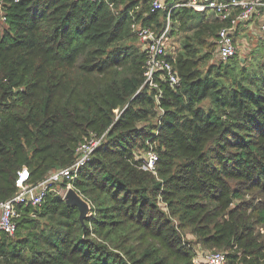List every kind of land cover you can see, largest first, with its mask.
I'll return each instance as SVG.
<instances>
[{"label":"trees","instance_id":"trees-1","mask_svg":"<svg viewBox=\"0 0 264 264\" xmlns=\"http://www.w3.org/2000/svg\"><path fill=\"white\" fill-rule=\"evenodd\" d=\"M3 1L0 201L103 137L73 182L88 214L54 191L18 206L0 264H194L187 230L227 264H264V62L218 59L227 22L173 9L179 83L155 88L132 28L163 29L152 0Z\"/></svg>","mask_w":264,"mask_h":264},{"label":"built area","instance_id":"built-area-1","mask_svg":"<svg viewBox=\"0 0 264 264\" xmlns=\"http://www.w3.org/2000/svg\"><path fill=\"white\" fill-rule=\"evenodd\" d=\"M3 6L4 1L0 0L1 18L4 20ZM183 6L198 12H210L217 20L227 22V25L221 27L216 35V56L221 61H226L228 58L238 54V47L234 40L235 30L241 24L252 21L254 18L259 20L263 14L264 0H172L170 5L165 3V0H152L151 11L167 9L166 22L163 29L157 33L150 27H140L138 24H132L133 31L145 50V77L146 82L152 87H158L157 83L154 82L155 75L167 81L171 86L179 83L173 64L176 55L175 49H171L168 46L167 40L171 30L170 12ZM258 32L264 39V21H259ZM159 96L160 91L158 93ZM102 137L103 135L97 137L91 134L77 147L76 157L71 164L50 171L37 183H29L28 171L22 170L16 180L17 191L10 198L0 201V231L8 235L14 234L19 217L18 206H40L48 192L54 191L64 198L68 189H74L73 182L80 168L90 160ZM157 159L156 151L149 148L145 153L142 168L154 171ZM63 182L65 186H59ZM85 201L90 208V203L87 200ZM193 263L227 264V257L222 251H213L194 257Z\"/></svg>","mask_w":264,"mask_h":264},{"label":"rangeland","instance_id":"rangeland-1","mask_svg":"<svg viewBox=\"0 0 264 264\" xmlns=\"http://www.w3.org/2000/svg\"><path fill=\"white\" fill-rule=\"evenodd\" d=\"M2 12L0 11V27L4 26V20L1 18ZM207 17L211 16V13L207 12L205 14ZM253 29V28H252ZM248 27H244L240 33L238 31L236 34H234V40L238 47V56H242L246 59V63L249 64L251 61L253 62V65H256L257 63L264 62V39H259L256 36H250V33L252 31ZM256 29V27H255ZM250 31V33H249ZM253 32V31H252ZM255 35H257L255 30ZM245 36V37H244ZM168 46L171 47V49L176 48L177 44V37L175 35L168 36ZM252 59V60H251ZM156 166V164H155ZM154 175H156V171H150ZM158 203H160L161 206H165V202L161 201V199H158ZM166 210V208H164ZM88 214V212H87ZM184 239L186 241H189L191 244V249L194 253V257H199L205 253L213 252V251H222L220 249H214V248H207L202 246L200 243H197V238L193 234L189 233L188 230L184 234Z\"/></svg>","mask_w":264,"mask_h":264},{"label":"water","instance_id":"water-1","mask_svg":"<svg viewBox=\"0 0 264 264\" xmlns=\"http://www.w3.org/2000/svg\"><path fill=\"white\" fill-rule=\"evenodd\" d=\"M64 200L67 203L78 207L79 218L80 220H83V218L87 215V212L89 211L88 203L74 189L67 190L64 196Z\"/></svg>","mask_w":264,"mask_h":264},{"label":"crops","instance_id":"crops-1","mask_svg":"<svg viewBox=\"0 0 264 264\" xmlns=\"http://www.w3.org/2000/svg\"><path fill=\"white\" fill-rule=\"evenodd\" d=\"M205 14L207 13V12H204ZM209 13V12H208ZM211 16H212V14H211ZM259 21H264V12H263V14H262V16L259 18V20H258V18H254L252 21H249V22H247V23H244V24H241L236 30H235V34H236V32L238 31V33H240V31H242V29H244V27L246 26V27H248L250 30L252 29V31H251V33H250V31H249V33H250V36H256V37H258L259 39H262L263 40V38L260 36V34H259V32H258V23H259ZM255 27H256V29H255ZM255 30H256V33H257V35H255ZM245 37V36H244ZM242 57V56H241Z\"/></svg>","mask_w":264,"mask_h":264}]
</instances>
